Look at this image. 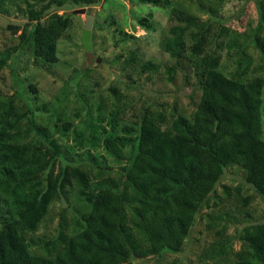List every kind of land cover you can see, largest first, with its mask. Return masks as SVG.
<instances>
[{"label": "trees", "instance_id": "16d2710c", "mask_svg": "<svg viewBox=\"0 0 264 264\" xmlns=\"http://www.w3.org/2000/svg\"><path fill=\"white\" fill-rule=\"evenodd\" d=\"M15 1L0 0V11L8 13L7 5ZM19 1L27 6L24 13L29 23L18 45L0 50V73L19 50L29 49L36 61L57 63L59 33L55 29H68L72 17L54 14L53 24H42L45 12L70 2L89 6L100 2ZM141 1L172 4V0ZM256 4L258 25L250 35H242L244 41L238 46L244 59L247 45L253 43L264 71V0ZM172 13L164 50L177 61L187 56L202 59L195 67L202 96L192 116L175 107L170 127L162 130L158 123L166 124V114L147 110L139 116L136 132L133 126H123L122 135H117L122 118L111 113L109 130L91 124L90 131H73L78 148H102L121 164L124 150L130 149L129 162L117 177L65 157L55 136L38 125L33 112L0 96V209L4 210L0 214V264H132L133 259L180 253L197 214L231 165L245 172L247 184L264 201V77L250 79L248 68L241 65L231 75L220 70V40L231 33L225 24L214 31L212 20L176 9ZM153 19L148 13L138 24L151 31ZM210 42L215 45L211 53L207 51ZM232 42L229 48L236 45ZM141 70L158 73L160 66L146 61ZM167 72L172 81L176 68ZM110 91L118 95L117 88ZM54 119L55 133L66 137L73 130V123L61 114ZM70 191L76 201L73 221L64 213L54 238L39 243L30 240L28 234L38 231L51 204ZM252 201V195L246 196L244 206ZM242 231V250L235 264H264V222L246 225Z\"/></svg>", "mask_w": 264, "mask_h": 264}, {"label": "rangeland", "instance_id": "374dc122", "mask_svg": "<svg viewBox=\"0 0 264 264\" xmlns=\"http://www.w3.org/2000/svg\"><path fill=\"white\" fill-rule=\"evenodd\" d=\"M26 7L17 0L7 5L8 13L0 11V50L19 44L21 31L29 23L24 13ZM80 9H85L86 13L70 15L72 21L68 29H55L59 33L56 37L59 61L55 64L36 61L29 49L19 50L0 73V96L33 112L38 125L48 128L55 136L65 157L77 164L86 162L95 167L96 172L101 168L107 175L117 177L121 167L129 162L130 149L123 152L124 163L115 162L102 148L93 150L88 145L78 148L74 130L90 131L91 124H101L109 130L108 116L112 113L122 118L115 134L122 135L123 126H133L136 132L138 118L147 110L153 114H166V124L158 123V127L167 130L175 107L179 113L191 117L200 102L202 92L195 77V67L202 59L187 56L177 61L164 50L168 31L173 25V10L189 12L201 20H212L214 31L222 24L231 29L230 36L220 40V70L223 73L231 75L241 65L242 69L248 68L250 79L264 77L260 54L253 43L247 45L244 59L240 58L238 46L244 41L242 35H250L258 25L256 0H172L171 6L147 4L141 0H100L96 6L70 2L62 8L52 6L45 12L42 24H53L51 17L54 14L63 15ZM148 13L154 15L151 31L138 24V20ZM91 15L92 47L86 51L82 37ZM9 25L14 27L13 30H8ZM232 41L236 45L229 48ZM188 45H191L190 41ZM214 49V43L210 42L207 51L211 53ZM146 61L158 64L160 71H142L141 66ZM170 67L176 68L172 81L167 72ZM256 69L258 73H255ZM110 88H117L118 95H113ZM262 108L264 139V103ZM57 113L73 123V130L66 137L52 129ZM100 118L106 121L101 123ZM135 135L133 133L132 138ZM249 195L253 201L245 207L243 199ZM75 204V193L71 191L52 203L38 231L28 234V238L36 243L54 238L62 214L66 213L69 222L73 221ZM3 211L0 209V214ZM261 222H264V201L247 184L245 172L231 165L197 214L182 251L133 259L132 264H235L242 250V229ZM35 249L39 251V247Z\"/></svg>", "mask_w": 264, "mask_h": 264}, {"label": "water", "instance_id": "95a60500", "mask_svg": "<svg viewBox=\"0 0 264 264\" xmlns=\"http://www.w3.org/2000/svg\"><path fill=\"white\" fill-rule=\"evenodd\" d=\"M95 10L92 11V13L94 14ZM86 10L85 9H80V10H75V11H70L67 12L65 15V18L73 15V14H85ZM92 14V15H93ZM89 16L85 25V30L83 32V37H82V42L84 45V49L86 51H89L92 47L91 45V35H92V27H93V16ZM13 26L9 25L8 26V30H13ZM17 29H19V27H17Z\"/></svg>", "mask_w": 264, "mask_h": 264}]
</instances>
